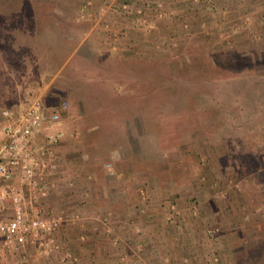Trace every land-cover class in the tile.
I'll return each instance as SVG.
<instances>
[{
    "label": "rangeland",
    "instance_id": "obj_1",
    "mask_svg": "<svg viewBox=\"0 0 264 264\" xmlns=\"http://www.w3.org/2000/svg\"><path fill=\"white\" fill-rule=\"evenodd\" d=\"M148 3L0 0V112L65 104L39 203L66 216L0 264H264V0Z\"/></svg>",
    "mask_w": 264,
    "mask_h": 264
},
{
    "label": "built area",
    "instance_id": "obj_2",
    "mask_svg": "<svg viewBox=\"0 0 264 264\" xmlns=\"http://www.w3.org/2000/svg\"><path fill=\"white\" fill-rule=\"evenodd\" d=\"M142 2L137 11L145 13L151 7L148 0ZM160 5L156 3L159 16ZM83 11L80 8V15H84ZM35 89L30 86L16 105L1 110L4 119L0 126V248L18 249L36 240L46 251L53 244L57 247L51 234L59 219L66 217L63 213L47 214L39 203L47 194L53 156L50 145L41 143L39 138L43 134L48 141H54L62 136L61 130L49 129L60 120L65 104L49 107ZM26 190L29 198L25 199ZM6 198L11 203V212L5 210Z\"/></svg>",
    "mask_w": 264,
    "mask_h": 264
},
{
    "label": "crops",
    "instance_id": "obj_3",
    "mask_svg": "<svg viewBox=\"0 0 264 264\" xmlns=\"http://www.w3.org/2000/svg\"><path fill=\"white\" fill-rule=\"evenodd\" d=\"M0 117L2 118L0 121H3V115H2V113L0 112ZM25 199H26V196L24 197ZM10 202V201H9ZM9 208V212H11V210H12V207H11V204H10V206L8 207Z\"/></svg>",
    "mask_w": 264,
    "mask_h": 264
},
{
    "label": "trees",
    "instance_id": "obj_4",
    "mask_svg": "<svg viewBox=\"0 0 264 264\" xmlns=\"http://www.w3.org/2000/svg\"><path fill=\"white\" fill-rule=\"evenodd\" d=\"M192 60L194 61L195 59H192ZM186 61H188V60H180V63L182 62L183 64L186 65V64H187ZM195 61H196V60H195ZM190 65H191V62H190ZM180 67H184V66H180Z\"/></svg>",
    "mask_w": 264,
    "mask_h": 264
}]
</instances>
